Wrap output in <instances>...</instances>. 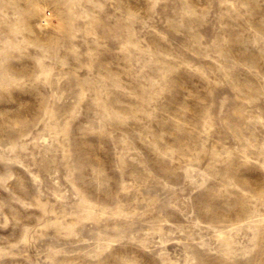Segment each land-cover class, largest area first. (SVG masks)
<instances>
[{
	"label": "rangeland",
	"instance_id": "rangeland-1",
	"mask_svg": "<svg viewBox=\"0 0 264 264\" xmlns=\"http://www.w3.org/2000/svg\"><path fill=\"white\" fill-rule=\"evenodd\" d=\"M0 264H264V0H0Z\"/></svg>",
	"mask_w": 264,
	"mask_h": 264
}]
</instances>
